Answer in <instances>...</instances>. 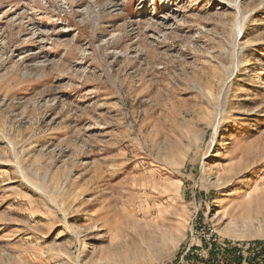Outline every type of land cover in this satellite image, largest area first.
I'll list each match as a JSON object with an SVG mask.
<instances>
[{
    "label": "rangeland",
    "instance_id": "obj_1",
    "mask_svg": "<svg viewBox=\"0 0 264 264\" xmlns=\"http://www.w3.org/2000/svg\"><path fill=\"white\" fill-rule=\"evenodd\" d=\"M206 236L264 242V0H0V264Z\"/></svg>",
    "mask_w": 264,
    "mask_h": 264
},
{
    "label": "built area",
    "instance_id": "obj_2",
    "mask_svg": "<svg viewBox=\"0 0 264 264\" xmlns=\"http://www.w3.org/2000/svg\"><path fill=\"white\" fill-rule=\"evenodd\" d=\"M197 249H187L183 255L185 264H264V242L260 244L229 246L213 237H202Z\"/></svg>",
    "mask_w": 264,
    "mask_h": 264
}]
</instances>
